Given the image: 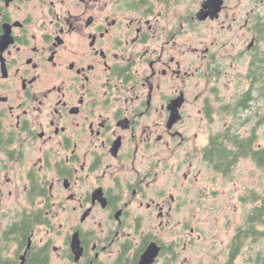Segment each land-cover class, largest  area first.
<instances>
[{"label":"flooded vegetation","instance_id":"obj_1","mask_svg":"<svg viewBox=\"0 0 264 264\" xmlns=\"http://www.w3.org/2000/svg\"><path fill=\"white\" fill-rule=\"evenodd\" d=\"M263 4L0 0V264H185L217 146L264 125L261 83L222 84Z\"/></svg>","mask_w":264,"mask_h":264},{"label":"rangeland","instance_id":"obj_2","mask_svg":"<svg viewBox=\"0 0 264 264\" xmlns=\"http://www.w3.org/2000/svg\"><path fill=\"white\" fill-rule=\"evenodd\" d=\"M262 9L264 10V4ZM219 29V27H216V31ZM226 33L227 35L230 34L228 31ZM219 34L222 35L223 32L220 31ZM241 36L242 39L238 42L235 35L231 34L230 52L233 56H237L238 51L241 49H247L253 37L250 29L243 30ZM259 52L262 54L261 57H264V38L260 43ZM239 71L240 73L245 71L246 74L241 76L242 81L238 87L237 85L240 81H236V76ZM248 79V57H246L243 64L241 63L240 69L233 70L231 68L229 69V75L224 77L222 84L225 87V93L233 96L234 91L243 90L246 88L247 83L249 84ZM253 111H255V108ZM244 115L246 116L244 121L249 123L247 129L242 131L243 136L252 135L251 129H253L258 137L257 143L262 142L263 144L264 125L255 130V117H253L251 123L248 119L250 114L246 113ZM214 186L218 192L213 200L214 209H208V205H205V209H200L199 211V218L194 220L189 226L195 227L197 232L202 234V238L194 240L193 245L188 246L183 257L185 264L188 261L190 264H223L228 261L229 249L227 246L235 236L237 228L244 223L252 207V203L249 201L251 192H258L259 194L264 192V172L252 160L242 158L232 168L229 176H219ZM261 248H264V240L247 243L240 252L235 264H255L253 257L259 251L258 249Z\"/></svg>","mask_w":264,"mask_h":264},{"label":"trees","instance_id":"obj_3","mask_svg":"<svg viewBox=\"0 0 264 264\" xmlns=\"http://www.w3.org/2000/svg\"><path fill=\"white\" fill-rule=\"evenodd\" d=\"M249 77L253 80L254 84L261 83L264 90V57L253 60L249 70ZM247 99L248 101L250 100L249 94ZM231 144L230 149L223 144L217 146L219 149L215 151L214 160L218 171L224 172L226 175L230 174L232 168L240 159L246 158L252 160L264 172V146L260 147L257 145L256 134L247 137L238 134L231 140ZM249 201L252 203V207L244 223L237 228L236 234L231 241L230 264H234V260L247 243L264 240V192L262 194L251 192ZM258 250L253 257L254 263L264 264V248Z\"/></svg>","mask_w":264,"mask_h":264},{"label":"water","instance_id":"obj_4","mask_svg":"<svg viewBox=\"0 0 264 264\" xmlns=\"http://www.w3.org/2000/svg\"><path fill=\"white\" fill-rule=\"evenodd\" d=\"M146 264H149L148 262Z\"/></svg>","mask_w":264,"mask_h":264}]
</instances>
